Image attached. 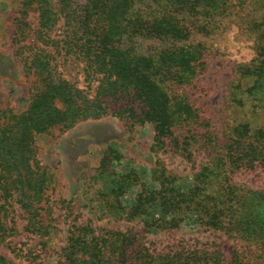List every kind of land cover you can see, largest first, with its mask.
<instances>
[{
	"label": "trees",
	"instance_id": "obj_1",
	"mask_svg": "<svg viewBox=\"0 0 264 264\" xmlns=\"http://www.w3.org/2000/svg\"><path fill=\"white\" fill-rule=\"evenodd\" d=\"M232 6V0H23V14L37 11L38 28L32 44L16 40L17 54L36 76V89L26 110L0 107L1 236L14 203L28 213V230L41 237L48 233L40 213L48 198V173L38 158L37 135L113 115L151 124L157 155L173 150L193 161V147L209 141V158L190 182L165 165L154 174V186L136 170L111 171V185L98 204L114 219L142 221L147 233L137 238L133 229L98 226L91 219L76 222L61 253L66 264H236L225 260L216 241L192 245L168 238L148 244L149 233L193 223L264 243V189L236 184L228 173L240 168L264 172V125L241 122L218 143L192 95L201 88L207 52L195 36L211 32ZM253 27L259 31L264 21ZM261 30L259 56L241 68L249 84L236 94L239 105L250 108L254 102L256 111L264 110ZM70 66L78 69L77 77H68ZM131 190L134 196L124 203ZM156 205L160 217L151 215ZM0 264L17 263L0 254Z\"/></svg>",
	"mask_w": 264,
	"mask_h": 264
},
{
	"label": "rangeland",
	"instance_id": "obj_2",
	"mask_svg": "<svg viewBox=\"0 0 264 264\" xmlns=\"http://www.w3.org/2000/svg\"><path fill=\"white\" fill-rule=\"evenodd\" d=\"M22 1L0 0V107L14 112L27 109L36 89V76L26 70L17 54L16 40L24 39V44H32L38 28L37 11L30 9L28 14H23ZM232 1L231 14L219 16L211 32L195 36L196 41L205 43L207 52L206 69L199 75L201 88L194 89L192 95L200 103V114L211 123L218 143H222L227 137L225 134L241 122L251 121L253 127L264 125V110H254V102L250 103V108L243 107L236 96L249 84V80L243 79L242 66L249 65L259 56L256 41L264 27L258 31L253 25L264 21V0ZM63 23L61 20L58 25L61 34ZM77 70L67 67L68 77H77ZM154 134L149 123L134 124L113 115L80 120L61 133L56 130L52 134H38V158L48 173V198L40 210L44 223L48 224V233L42 238L28 230V213L14 203L4 218L8 230L4 237L0 234V254L17 264H66L61 253L72 225L90 219L98 226L123 231L133 229L136 237L141 238L147 233L142 221L114 219L98 204L103 198L101 192L111 185L113 176L110 172L136 170L143 175L146 185L154 186L157 184L154 174L165 165L168 171L172 170L190 182L192 173L209 158L210 151L207 150L208 141L203 148H198L199 143L193 147V161L173 150L157 155L153 148ZM106 166L108 170H105ZM102 171L106 172L103 176ZM228 171L234 183L264 189V172L260 168ZM132 196L131 190L123 197L124 203ZM261 208L264 209V205ZM151 211L152 216L160 217L159 205ZM158 231L149 233V245L168 238L179 241L184 238L192 245L216 241L227 262L264 264V243L251 236L229 235L196 223Z\"/></svg>",
	"mask_w": 264,
	"mask_h": 264
}]
</instances>
